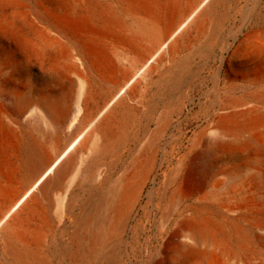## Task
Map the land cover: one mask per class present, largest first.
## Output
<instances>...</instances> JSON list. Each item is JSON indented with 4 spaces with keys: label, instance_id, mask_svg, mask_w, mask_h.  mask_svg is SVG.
<instances>
[{
    "label": "bare ground",
    "instance_id": "1",
    "mask_svg": "<svg viewBox=\"0 0 264 264\" xmlns=\"http://www.w3.org/2000/svg\"><path fill=\"white\" fill-rule=\"evenodd\" d=\"M0 264H264L261 0H0Z\"/></svg>",
    "mask_w": 264,
    "mask_h": 264
},
{
    "label": "rangeland",
    "instance_id": "2",
    "mask_svg": "<svg viewBox=\"0 0 264 264\" xmlns=\"http://www.w3.org/2000/svg\"><path fill=\"white\" fill-rule=\"evenodd\" d=\"M261 5H264V0H261ZM187 90L191 100L187 101V105H185L181 114H175L173 119L174 122L168 126L161 137L159 142L158 163L163 161L164 151L168 148L170 141L182 137L183 147L185 148L189 144V139L194 133L206 124L207 117L205 116V109L213 96L212 80L209 75L208 67H204L201 73L188 84ZM178 118L179 121L177 120ZM159 179L157 178V180ZM152 185L153 183L150 182L149 187ZM146 202L147 197H145L142 206L136 210L130 220V226L141 224V229L136 237L133 236L130 230L127 231L125 240L129 244H137L142 247L151 246L153 244V229L151 223L158 213Z\"/></svg>",
    "mask_w": 264,
    "mask_h": 264
}]
</instances>
